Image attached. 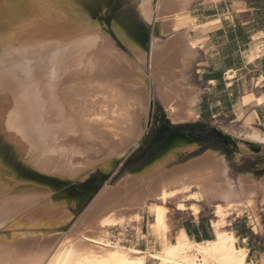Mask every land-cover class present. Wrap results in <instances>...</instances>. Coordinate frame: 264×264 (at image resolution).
<instances>
[{
  "label": "bare ground",
  "instance_id": "obj_1",
  "mask_svg": "<svg viewBox=\"0 0 264 264\" xmlns=\"http://www.w3.org/2000/svg\"><path fill=\"white\" fill-rule=\"evenodd\" d=\"M181 2L0 0V234L10 231L0 237V264H146L141 251L109 243L115 227L141 224V216H119L120 209L141 202L153 219L162 217L165 208L146 205V199L171 200L190 189L184 185L190 180H207V190L229 200L236 196L232 184L219 177L217 154L171 168L197 147L193 132L172 131L173 124L196 120L192 109L181 108L193 101L183 77L196 47L181 33L194 24L190 16L178 14ZM153 23L155 34L172 37L165 43L150 38ZM155 80L162 86L163 104L160 129L148 144L155 159L120 182L121 188L105 182L70 235L37 234L57 232L73 218L75 198L67 191L53 198L60 191L55 183L62 189L93 172L109 176L132 158L152 124ZM97 94L104 96V105H112L114 124L105 112H92L97 104L90 108L87 98ZM116 115L125 127L115 123ZM243 133L252 149L216 131L238 155L263 152V131L245 128ZM248 180H240L244 193ZM252 204L249 198L245 205ZM237 205L216 207L214 238L202 242L186 234L173 241L169 225L157 220L148 236V245L156 243V264H257L249 263L248 249L224 231Z\"/></svg>",
  "mask_w": 264,
  "mask_h": 264
},
{
  "label": "rangeland",
  "instance_id": "obj_2",
  "mask_svg": "<svg viewBox=\"0 0 264 264\" xmlns=\"http://www.w3.org/2000/svg\"><path fill=\"white\" fill-rule=\"evenodd\" d=\"M187 3L188 0H182L178 12V14L180 13L179 15L190 16L188 13H186L187 11H191L187 10ZM196 9L197 8L195 7L192 9V11L196 12ZM193 21L194 24L190 27V29L196 28L195 20L193 19ZM181 33L187 34V31L182 29ZM149 35L150 38L156 37L157 39H160L161 43H165V41L167 42L172 37V33L170 34V32L162 35L155 34L154 23L151 25ZM186 37L188 38L187 35ZM195 48L193 49L194 52ZM198 59L199 58H193L192 63L190 64L191 68H188L189 70L186 71L185 76L183 77V80L186 81L185 83L191 87L192 94L190 92V98L191 101L193 100L191 102L192 104L189 106L187 103L185 104L186 106H181V108L185 110L188 108L192 109L196 113V120H187L182 123H176L172 125V131H177L183 134L193 132L194 136L197 137V139H195L197 147L194 150L187 152L183 157L177 158L176 161L174 160V164L171 166V168H176L179 166L183 167L191 162H194V160L196 161V159H202L203 155L206 156L207 154H217L220 159L222 158L220 164L221 168L218 169L219 177L221 180L232 184V187L235 189L236 196L229 200L215 194L214 192H211V190H207L206 186L209 185V183L206 182L207 180H199L203 181L204 183L206 182L205 184L203 182L199 183L197 180H193L195 184L191 182L192 180L186 181L184 182V185H190V189L182 191L177 197L172 198L171 200L158 199L155 197L146 199V205H156L162 210L165 208V214L160 213L162 217L158 215L153 219L149 214L148 207L141 206V202L140 204L139 202L135 203V206L132 204L130 208L127 207L125 209H120L119 216L129 217L133 214H138L141 216V224L132 222L133 224L131 223L130 226L128 225L126 228L120 226L115 227L110 232L111 234L109 236V243L112 246L119 244L122 248H133L139 250L146 255V264H156L154 258V254L156 252V243L152 242V245H148V236L152 235L151 230L156 224L157 220L161 219L163 221L164 219V223L167 226L169 225L168 227L171 230L170 237L171 240L173 239V241L176 240L180 235L186 233L184 229H186L188 234L195 237V239L198 241L203 239H213V223L218 222L219 220V218L216 217V207L218 205L226 206V204L233 203L236 205L238 204L236 208L237 210H232V214L226 218L224 231L233 233L238 240L237 244L248 249L249 254L247 260L249 263L254 261L257 264H263L264 165L259 164L264 161V150L263 152H260V154H240V156L234 151L231 145H228L223 138L216 135V131L224 132L236 142L239 141L238 143L244 144L249 149H252V146L247 144L248 142L245 141L243 130H245V128L247 130L257 128L264 132V126H262L258 120H253L251 118V116H255L256 113L260 114V108L258 106L263 104L264 96H260L258 99H256L257 96H255V92L248 94L249 90L247 88V78H245L244 74V78L240 81V83L232 85L233 81L235 80V72L228 73V76H224L220 85L210 88L209 90L208 86L203 84L200 77L197 75L196 66ZM254 78L255 77L252 79L250 78V84L254 81ZM158 81L159 80H155L153 85L155 113L152 119L151 127L147 135L144 137L143 142L138 148L134 150V155L132 158L128 159L126 162L124 161L122 166L117 168V171L109 176H104L98 172H93L89 174L85 180L67 184L62 189H60L61 184L59 182L55 183L56 186L59 187L60 191L55 194L53 198H57L58 195L63 191H67L75 198L76 204L74 207L73 218L69 223L57 227V232H51L47 234L43 231H41L42 233L37 231V234H44L45 236H52L53 234L70 235L74 226H76L75 223L80 222L81 216H83V213L88 211V207L92 204L91 201L97 195L105 182H109L112 189H118L119 185L121 188L122 185L120 182L123 183L130 177L141 173L155 159L154 156H156V154L151 155L153 150L148 146V144L152 142V139L155 135L154 133L157 131V129H160L158 128V116L161 109H163V104L160 98L162 89L159 88H162V86L160 85V81ZM166 89L167 88L164 90ZM166 91L168 92V90ZM169 93L170 91L168 94ZM100 95L101 94L96 95L99 99L94 96L93 98L97 99L93 101L91 100L93 98H87V102L89 103V106H91L90 108L97 104L93 109H91L92 112H96L98 114H103V112H105L104 114H107L110 112L109 110L112 105L108 103L104 105V102L106 103V101L103 98L104 96L99 97ZM96 101L97 103H95ZM106 105H109L110 107L108 106L106 108ZM104 114L103 116L105 119L106 117H108L107 119H110V113L109 115ZM114 118L116 119L115 121L118 120L115 122L118 124L122 117L119 118V116L116 115ZM110 120L111 121L109 122L114 124L112 118ZM123 123L121 122L122 126L120 124L118 125L123 128L125 127V124L123 125ZM166 135L167 133H164V136ZM259 148L261 147L259 146ZM246 176L249 178L248 181H250V185L252 186L248 185L246 191L247 193H244L241 190L240 180ZM251 178L254 182H252ZM197 182L199 184H197ZM184 185L182 183L181 185L177 186L182 187ZM200 186H203L206 189H202ZM188 194H190V196L192 194H199V198L197 200H193L190 196H188ZM185 196L190 198H186ZM249 198L253 201V204L247 208L245 204ZM191 206H194L195 210H191ZM78 220L79 222H77ZM138 231L141 232V237H139L140 239L136 236ZM9 233L10 231H3V233L0 234V237L5 235L7 236Z\"/></svg>",
  "mask_w": 264,
  "mask_h": 264
},
{
  "label": "crops",
  "instance_id": "obj_3",
  "mask_svg": "<svg viewBox=\"0 0 264 264\" xmlns=\"http://www.w3.org/2000/svg\"><path fill=\"white\" fill-rule=\"evenodd\" d=\"M186 8L196 28L183 30L188 43H196L194 58H199L196 70L202 83L210 90L235 72L232 85L244 74L248 94L255 92L256 99L264 96V0H188ZM258 107L260 114L251 118L264 126V102Z\"/></svg>",
  "mask_w": 264,
  "mask_h": 264
},
{
  "label": "trees",
  "instance_id": "obj_4",
  "mask_svg": "<svg viewBox=\"0 0 264 264\" xmlns=\"http://www.w3.org/2000/svg\"><path fill=\"white\" fill-rule=\"evenodd\" d=\"M189 236V235H188ZM204 240H212V239H203V240H201V241H198V240H196V241H198V242H202V241H204Z\"/></svg>",
  "mask_w": 264,
  "mask_h": 264
}]
</instances>
